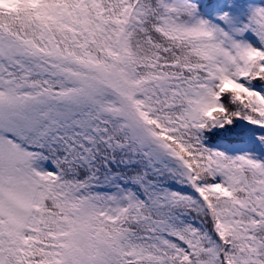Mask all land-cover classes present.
Segmentation results:
<instances>
[{
	"label": "snow or ice",
	"instance_id": "snow-or-ice-1",
	"mask_svg": "<svg viewBox=\"0 0 264 264\" xmlns=\"http://www.w3.org/2000/svg\"><path fill=\"white\" fill-rule=\"evenodd\" d=\"M0 264H264V0H0Z\"/></svg>",
	"mask_w": 264,
	"mask_h": 264
}]
</instances>
